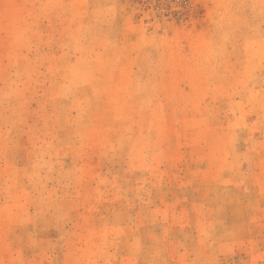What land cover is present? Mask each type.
<instances>
[{"label": "rangeland", "instance_id": "rangeland-1", "mask_svg": "<svg viewBox=\"0 0 264 264\" xmlns=\"http://www.w3.org/2000/svg\"><path fill=\"white\" fill-rule=\"evenodd\" d=\"M0 264H264V0H0Z\"/></svg>", "mask_w": 264, "mask_h": 264}]
</instances>
